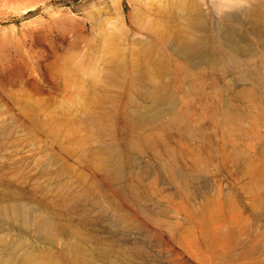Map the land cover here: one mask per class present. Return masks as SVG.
Wrapping results in <instances>:
<instances>
[{"label": "rangeland", "instance_id": "374dc122", "mask_svg": "<svg viewBox=\"0 0 264 264\" xmlns=\"http://www.w3.org/2000/svg\"><path fill=\"white\" fill-rule=\"evenodd\" d=\"M187 2L215 19L224 32L219 46L223 52L226 49H240L234 40L240 32L237 29L236 33L223 17L235 16L239 18L238 22L241 20L243 23L247 22L243 19L249 21L244 0ZM230 2L233 4L225 5ZM262 2L264 8V0ZM178 3V0H0V192L8 187L16 190V201L23 206L31 220L53 216L56 227L64 229L75 225L80 246L99 258L91 264H109V260L110 264H222L218 253L227 250L229 233L236 228H240L241 233L237 246L230 252L232 262H245L236 259L237 252L242 249L248 251L251 263L264 259V205H256L264 200V151L258 149L261 143L264 144V114L244 122L247 123L245 126L256 124V130L263 139L258 141L249 135L238 137L235 134L233 144L227 143L222 129L210 116L213 106L222 105L226 99L238 111L261 110L264 107L261 97L264 92L259 85H251L240 69L227 65L225 68L223 63L216 66L207 63L205 52H194L185 63L189 73L194 72L197 77L198 86L204 93L202 97L193 89L186 94L182 91L187 85L177 82V68L167 70L162 76L171 92L172 101L177 103L178 114L190 112L187 129H158L156 132L160 131V135L155 147L159 154L151 152L149 146L135 147L114 139L118 148L129 151L128 154L123 153L124 162L118 169L119 177L108 183L109 186L96 178L98 192L78 195L75 176L95 179L92 171L81 164L85 157L83 147L94 144L91 141H78L86 133L80 122L85 115L81 104L95 84L90 81L94 67L103 65L107 37L114 38V42L123 48H132L136 46L133 42L146 39L144 22L156 21L165 12L175 16L170 23L182 28L184 13ZM249 42L255 47L259 40ZM241 54L238 58H245ZM250 61L256 67L263 64L261 69H264L260 57H253ZM200 62L203 65L195 67ZM77 63H82L84 68L77 69ZM225 88L229 91L224 94ZM242 88L253 90L252 96L244 100L233 96ZM33 113L39 117L40 126L31 122ZM114 119L117 124L123 121L118 114ZM119 124L117 126L121 128L122 137L131 138L134 132L131 134L124 122ZM43 125L46 127L44 130ZM70 130L74 131L73 138L67 135ZM140 130L144 135L151 133L149 128ZM128 145L132 148H127ZM195 159L197 165L193 162ZM245 161L254 167L253 174L242 172ZM168 162L176 175L184 171L192 175L187 185L171 177L166 168ZM44 167L49 170V178L47 173L42 172ZM72 176L73 181L69 180ZM63 179L71 182L72 186H68L69 183ZM55 185H59L60 189H54ZM44 189L48 194L45 192V195ZM57 189L64 194L73 193V200L77 203L72 199L66 203L68 205L53 203L59 192ZM89 199L90 203L86 204ZM109 201L115 204V212L129 214L130 222L122 223ZM50 213L53 215L48 216ZM80 216L84 218L81 220ZM152 216L160 222L149 220ZM64 233H50L53 255H59L61 251L60 255H63L65 242L68 238H75L65 229ZM1 234L11 246L13 240H18L23 234V230L16 228L12 233L0 231ZM41 238L43 240L34 233L28 234L24 241L25 248L34 244L36 247L47 245L49 238ZM100 249L106 250L103 256ZM0 264H11L4 261L3 252H0Z\"/></svg>", "mask_w": 264, "mask_h": 264}, {"label": "bare ground", "instance_id": "6f19581e", "mask_svg": "<svg viewBox=\"0 0 264 264\" xmlns=\"http://www.w3.org/2000/svg\"><path fill=\"white\" fill-rule=\"evenodd\" d=\"M244 1L246 2L245 11H247L246 13L249 16V17L247 16L249 18V21L248 19H243L244 21L247 20V22L246 23L245 22L243 23V21L240 22L241 20L238 22L239 18L236 19L237 17L235 18V16H234L235 18L234 19V18H230V16L228 18L223 15L224 16L223 18L227 20L231 26L234 27V29L236 30L234 31L237 33V29H238V31L240 32V34L237 33L238 35L234 39L237 43V47H238V44L240 46L239 50L237 49L227 50L226 49V51L223 52L219 48V46L221 45V40L223 38L222 33H224L221 30L220 26H218L217 22L215 21L213 17L208 16L207 14L205 15L204 12L201 11V9H199L195 5H192L191 3H188L187 0H178L179 2L178 4H180L181 11H183L184 13L183 14L184 16L182 15V18L184 19L182 28L181 26L180 27L177 26L178 24L175 25V24L170 23V21L174 20L173 17L175 16H173V14L170 12H165V14L162 13V15H159V18L156 21L148 20L144 22L143 27L146 33V39H140L136 42H133V45L135 44L136 46L132 48H129V49L123 48L120 44L114 42V38L112 39V37H107V40H106L107 41V51H105V57L102 61L103 65L102 67H98V66L94 67L93 74L91 75L90 81L95 84L93 85V87H91L90 93L85 97L84 103L82 102L81 104L83 107L82 109H84L85 115L83 116L80 122H81L82 129L83 128L86 129V133L84 132V135L80 136L78 141L82 143L86 141L94 142V144L90 146L88 145L87 147H83L82 150H83V153L85 154V157L82 155L83 161L81 164H83V166L85 165V168L88 167L90 169V172L92 171V173L94 174L93 178L95 179L87 180V178H85L86 176L85 177L78 176L77 173H76L77 177L75 176V179L72 176V178L69 180L73 181L74 179L76 181L77 183L76 186L78 187L75 186L74 182H73L74 183L73 186L78 188L77 190L79 192L78 195L81 194V196L82 195L87 196L88 194L93 195L95 192H98L96 190V183L98 182L96 181V178H98L99 182L103 181L108 184V183H112L119 177L120 174L118 172V169L121 166L122 162H124L123 161L124 155L126 154V152L128 154L129 151L125 152L124 150H121L120 148H118L115 144L114 139L121 140L120 143L124 142L123 144L125 145L130 144L135 147L146 145V146H149V149L152 150L151 152L155 154H159V150L155 147L156 145L155 143H157V140L159 139V135H160V131L156 132L158 129L166 130L167 128H170V127H175V128L181 127L183 129H187V118L189 117L190 112L178 114L177 103L172 101L173 97L171 96V92L169 91L168 86L164 83L162 76H163V73L167 72V70L168 71L172 70V68L175 67V69L177 68L179 70L178 72L179 74L176 73L177 74L176 79L178 80L177 82L187 85V88L184 87L182 91L185 92L186 94L190 91V89L191 90L193 89L198 95L200 96L203 95L204 93H202V90L199 88L200 86H198L200 84H198L197 77L193 74L194 72L192 74L189 73L190 72L189 68L185 64L186 62H188L186 61V59H188L187 57L193 54L194 52H199V51L205 52L207 56L205 58L206 59L205 61H207V63L211 62L212 64H214V66H216L217 64L223 63L225 65V68L227 65L229 67L230 66L233 68L235 67L237 68V70L240 69L243 73L244 78L249 80L250 84L252 83L251 85L253 84L257 86L259 85L264 92V69L263 70L261 69L263 64L262 66L257 65L258 67H256V66H253L250 61L253 59V57H258V58L260 57L262 59V62L264 63V8L261 5V3L263 2L262 0H244ZM237 3L238 2H236V4ZM231 4L233 3L231 2L225 3V5H231ZM246 13L244 12V14ZM231 35H234V34H231ZM254 39H257V41L259 40L258 45L255 47L249 44L250 43L249 40L254 41ZM222 46H223V42H222ZM231 46H233V44ZM240 54L243 57L245 56V58L239 59L241 58V57L238 58ZM253 62H255V59ZM223 64L220 66L221 68L218 67L220 68V71L222 69ZM201 65H203V62H200V64L195 65V67H199ZM212 67L213 66H211V68ZM76 68L79 70H82L84 67L82 63H77ZM98 74L100 76H98ZM179 86H181V84ZM225 89L226 90H224L225 91L224 94L229 91V90L227 91V88ZM252 91L253 90L248 89V88H242L240 90H237L233 94V96L240 97V99L244 100L252 96ZM215 92H217V90H215ZM219 93L220 92H218V94ZM261 97H262L263 104H264V94ZM216 102L217 101H215V104H217ZM233 107L234 106L231 105L230 100L226 99L222 105L213 106L212 112L210 115L212 116V119H213L212 121H214L216 125L219 126V129L220 128L222 129L224 133L222 135H225V137L227 138L228 140L227 143L229 142L232 143V141H234L233 136L235 134L238 137L249 135L251 138L256 139L258 141L263 139L261 134L256 130V126H255L256 124L255 125L249 124V126H245L247 123L245 124L244 122H246V120H248L251 117H257V118L262 117V115L264 114V107L261 110H258L257 108L256 110L246 109L245 111L243 109L242 111H238L237 109H234ZM116 114L122 117L123 119L122 122H124L125 128L127 127L129 129V132L132 131L131 134L134 132L131 138L122 137V134L120 133L121 128L118 127L119 125H121L119 123H122V122L120 121L118 122L119 125L117 124L118 120L116 118L115 119L117 121L114 119V116ZM165 115H168V117L166 116L167 118H165ZM37 118L39 117H36V115L33 113L31 114L32 121L31 120L30 121L33 122L34 125L40 126L41 122H39ZM253 121L256 123L255 120ZM247 122L249 123V121ZM143 127L149 128L151 130V133L148 135H144V132L140 130V129H143ZM44 128L46 127L43 125L42 129L44 130ZM35 130L37 129L35 128ZM139 130L143 134L140 133ZM73 132L74 131L70 130L68 134L67 133L65 134H67L69 138H73L72 136ZM61 148L62 146L60 147V150ZM123 148H125V146ZM127 148L131 149L132 147L129 146ZM258 149L261 151H264V144L261 143ZM79 154L81 153L79 152ZM159 156H156V157H159ZM193 162L195 163V165L198 164L197 159H195ZM242 165L244 167V171L242 168L243 173L245 172V173L253 174L254 167L251 166V164L245 161L242 163ZM60 167H58V171L61 170ZM166 168H168L169 173L171 177L174 178V180L175 179L180 180L179 183L182 182L183 185L184 183L187 185L190 182V177L192 175L189 174V172L184 171L183 173L176 175L175 172H173L172 165L169 164L168 167L166 166ZM54 170L56 171V169ZM65 171L66 173L68 172L67 170ZM42 172H44L43 174L47 173V176L49 174V170L46 167L43 168ZM69 174L70 173H68V175ZM132 178L133 177H131V179ZM53 179L55 178L53 177ZM64 181L69 183V181H66V180ZM56 183L59 184L58 182ZM70 183L68 184V186L70 185L71 187L72 185ZM49 186L50 185H48V187ZM56 188H59V185L58 187H56L55 185L54 189ZM72 189L74 190V188ZM72 189L70 190L72 191ZM14 191L16 190H12L8 187L5 191L0 192V221H1L0 231L1 232L6 231V233H10V232L12 233L14 229L21 228L23 230V234L19 236L18 240L15 241L14 239L13 240L14 242L12 243L13 245L11 246H8V243H6L5 237L3 236V234L0 235V246H1L0 252L1 254L3 252L5 262L7 263L9 262L11 264L13 263L15 264H88L90 263L91 264V262H96V260L99 259L98 256H96L97 254L95 255L80 246V243L78 242L79 238H76V234H78V230L74 228L75 225L73 223H72L74 225L73 228L65 227L64 229L65 231H68L69 234L71 232L70 235L74 236L75 238L72 240L68 238V241L65 242L66 250H64L63 255H60L62 251L59 255L57 254L58 256L53 255L54 254V253L52 254V252H54V250L52 251L53 240L50 239V233L54 231L59 234H62V232L64 233V229L56 227L55 225L56 223H54L55 218H53V216H50V215H53L52 213L48 215L50 217H46V218L42 217L41 219H38V220H31L29 217H27V215L24 212L23 206L21 204H18V202L16 201L15 196H17L18 194L15 195ZM58 191L59 192H57L56 199L55 200L53 199V203L55 202V203H60V204H63V203L66 204V203H69L68 201H71V199L73 200V197H74L73 193L68 192L64 194L63 192H60V190ZM45 192L47 193V191H45L44 189V193ZM49 194H51V192ZM51 196L54 197L53 195ZM91 198H94V197H91ZM76 199L78 200V197ZM90 199L87 202L85 201L84 202L87 204L90 201ZM49 201L51 200L49 199ZM74 201L75 203H77L76 200H73V202ZM111 201H109V203H111ZM73 202H70V203H73ZM79 203L80 205L82 204L81 202ZM107 203L108 202H106V204ZM78 205H77V208H78ZM94 205H95V202H94ZM256 205L259 207H262L264 205V200L259 201V203ZM87 206L85 205V207ZM54 207L55 206H53V208ZM111 207L113 208V211L116 208L114 203H111ZM46 208H49V207L47 206ZM108 209H111V208H108ZM98 210H101V209H98ZM63 211H66V210H63ZM58 214L60 215L61 213L58 212ZM70 215H73V214H70ZM115 215L118 216L120 221L125 224H127L131 220V216L129 214H126L121 211L115 212ZM82 218L84 217L82 216ZM149 220H153V222L159 221L158 218L153 217V216L151 217V219L149 218ZM57 223H60V222H57ZM77 226L79 225L77 224ZM31 233L36 234V236L39 237L40 239H42L41 237H44V238L47 237L49 238V242L46 243L47 245L41 246L44 248L36 247L35 244L34 245L32 244L33 247L25 248L24 241L26 237L28 236V234H31ZM240 233H241L240 228H236L229 233L230 243H229L227 250H222L218 253V259L221 260L222 264H240V263H233L232 259L230 258V252L235 249V247L237 246L239 242L238 236H240L239 235ZM69 234L67 236H69ZM87 235H90V233ZM86 237L90 238L89 236H86ZM65 244L63 247L64 249H65ZM100 250L98 251L100 252ZM93 251H96V250H93ZM105 252L106 250L102 249L100 254L103 256ZM247 252H246V249H242L239 252H237L236 259L245 261L241 264H252L253 263V262L251 263L250 261L251 258L248 257ZM109 264H110V260H109ZM253 264H264V259H260L259 261H256V263H253Z\"/></svg>", "mask_w": 264, "mask_h": 264}]
</instances>
